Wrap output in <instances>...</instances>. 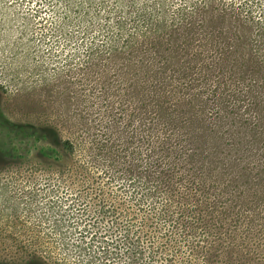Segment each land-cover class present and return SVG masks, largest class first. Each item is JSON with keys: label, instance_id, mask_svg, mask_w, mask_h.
<instances>
[{"label": "rangeland", "instance_id": "obj_1", "mask_svg": "<svg viewBox=\"0 0 264 264\" xmlns=\"http://www.w3.org/2000/svg\"><path fill=\"white\" fill-rule=\"evenodd\" d=\"M2 248L264 264V0H0Z\"/></svg>", "mask_w": 264, "mask_h": 264}, {"label": "trees", "instance_id": "obj_2", "mask_svg": "<svg viewBox=\"0 0 264 264\" xmlns=\"http://www.w3.org/2000/svg\"><path fill=\"white\" fill-rule=\"evenodd\" d=\"M0 264H54L40 255L26 250L0 249Z\"/></svg>", "mask_w": 264, "mask_h": 264}]
</instances>
